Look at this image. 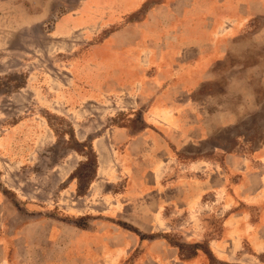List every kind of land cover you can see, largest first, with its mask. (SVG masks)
<instances>
[{
  "label": "rangeland",
  "instance_id": "obj_1",
  "mask_svg": "<svg viewBox=\"0 0 264 264\" xmlns=\"http://www.w3.org/2000/svg\"><path fill=\"white\" fill-rule=\"evenodd\" d=\"M175 5L0 0V264H264V191L202 185L217 147L262 157L264 115L200 126Z\"/></svg>",
  "mask_w": 264,
  "mask_h": 264
},
{
  "label": "crops",
  "instance_id": "obj_2",
  "mask_svg": "<svg viewBox=\"0 0 264 264\" xmlns=\"http://www.w3.org/2000/svg\"><path fill=\"white\" fill-rule=\"evenodd\" d=\"M175 4L176 9L166 15L169 22L174 19L177 22L176 28L168 27L174 40L169 49L185 53V85L190 84L189 88L194 87L192 93L200 92V97L207 98L199 109L207 114L200 126L211 122L216 131L235 128L252 115H264V96L260 91L264 90V0H175ZM219 83L222 87L218 89ZM208 85L217 88L208 91L201 88ZM229 93L241 99L247 109L220 106V94ZM209 99L217 100L214 108ZM243 114L247 116L241 117ZM206 134L213 135L208 131ZM214 152L212 161L207 162L214 165L211 171L215 177L202 183L204 188L220 191L227 166L230 173H243L244 180L238 187L240 195L264 191V139L257 148L262 157L255 164L245 154L224 155L223 148L218 147ZM251 164L255 166L249 167Z\"/></svg>",
  "mask_w": 264,
  "mask_h": 264
}]
</instances>
